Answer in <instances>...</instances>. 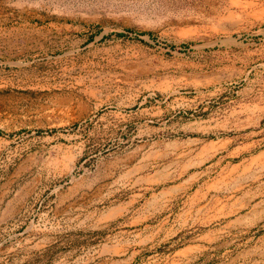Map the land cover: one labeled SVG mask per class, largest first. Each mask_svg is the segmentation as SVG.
Returning <instances> with one entry per match:
<instances>
[{
	"label": "rangeland",
	"instance_id": "obj_1",
	"mask_svg": "<svg viewBox=\"0 0 264 264\" xmlns=\"http://www.w3.org/2000/svg\"><path fill=\"white\" fill-rule=\"evenodd\" d=\"M0 264H264V0H0Z\"/></svg>",
	"mask_w": 264,
	"mask_h": 264
},
{
	"label": "bare ground",
	"instance_id": "obj_2",
	"mask_svg": "<svg viewBox=\"0 0 264 264\" xmlns=\"http://www.w3.org/2000/svg\"><path fill=\"white\" fill-rule=\"evenodd\" d=\"M107 99L103 100V101H100L98 103H95V107H94V109L92 111V114H96V112L102 106L106 105L109 108H115L114 109L115 110L114 113L116 115H118V116L121 115L122 117H124V114H125L126 111L132 110V108H134L138 104V101L136 99L131 100V101H120V102L112 101V100L109 101ZM85 107H86L85 103L84 102H80V104L78 105V115L76 117L77 120H80V119H84L85 120V118H87L88 115H90V114H88L89 113L88 108H85ZM112 112H113V109H112ZM71 135H64V134H60V133L59 134H55L54 133V135H52V136H48L46 138L44 137V142L46 144H52L53 142H58L56 145L54 144L55 146H53V150L55 149L58 154L61 153L64 156L63 158L71 155L70 158H72L71 160L74 162L76 157L71 154L70 150H71L72 147L81 148V146L78 145V144H72L71 143V140H72V137H73ZM65 142H68L70 144H66Z\"/></svg>",
	"mask_w": 264,
	"mask_h": 264
}]
</instances>
